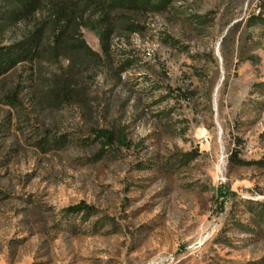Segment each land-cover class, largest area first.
Masks as SVG:
<instances>
[{
  "label": "rangeland",
  "instance_id": "obj_1",
  "mask_svg": "<svg viewBox=\"0 0 264 264\" xmlns=\"http://www.w3.org/2000/svg\"><path fill=\"white\" fill-rule=\"evenodd\" d=\"M261 1L0 0V264H264Z\"/></svg>",
  "mask_w": 264,
  "mask_h": 264
},
{
  "label": "trees",
  "instance_id": "obj_2",
  "mask_svg": "<svg viewBox=\"0 0 264 264\" xmlns=\"http://www.w3.org/2000/svg\"><path fill=\"white\" fill-rule=\"evenodd\" d=\"M20 6H22L25 9V13H33L35 12V8H37L39 6L40 0H20ZM22 4V5H21ZM131 4V3H130ZM260 12L258 15H255L254 17H252V21H254L257 25L260 24L262 26H264V0L261 1L260 3ZM129 5V4H127ZM122 8H130L132 10H135V8H137V6L135 5V3H133L132 5H129L127 7H122ZM20 13V12H19ZM14 14V13H13ZM23 15V14H22ZM19 16V15H18ZM18 16L14 15V18L11 17L10 19L14 20L16 19ZM9 19V20H10ZM33 36V35H32ZM31 37L27 38L26 43L28 41H31L30 39ZM30 39V40H29ZM3 50H1L2 52ZM18 58V55H12L10 57H6L3 59L2 63L0 64V70L4 69L5 66L10 65V63L16 61V59Z\"/></svg>",
  "mask_w": 264,
  "mask_h": 264
}]
</instances>
